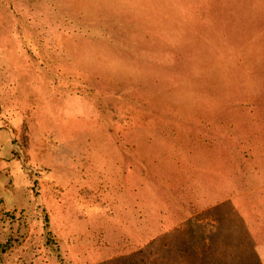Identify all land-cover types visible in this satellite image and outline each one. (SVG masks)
I'll return each instance as SVG.
<instances>
[{
    "label": "rangeland",
    "instance_id": "obj_1",
    "mask_svg": "<svg viewBox=\"0 0 264 264\" xmlns=\"http://www.w3.org/2000/svg\"><path fill=\"white\" fill-rule=\"evenodd\" d=\"M0 264H264V0H0Z\"/></svg>",
    "mask_w": 264,
    "mask_h": 264
},
{
    "label": "trees",
    "instance_id": "obj_2",
    "mask_svg": "<svg viewBox=\"0 0 264 264\" xmlns=\"http://www.w3.org/2000/svg\"><path fill=\"white\" fill-rule=\"evenodd\" d=\"M45 228L48 229L47 225L45 226ZM47 234H48L49 236H51L50 231H47ZM3 250H4V248L2 249V251H3Z\"/></svg>",
    "mask_w": 264,
    "mask_h": 264
}]
</instances>
